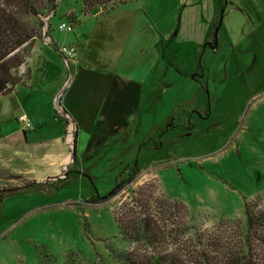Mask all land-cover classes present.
Masks as SVG:
<instances>
[{
	"label": "rangeland",
	"instance_id": "1",
	"mask_svg": "<svg viewBox=\"0 0 264 264\" xmlns=\"http://www.w3.org/2000/svg\"><path fill=\"white\" fill-rule=\"evenodd\" d=\"M75 1L59 0L57 7L61 2L75 9ZM213 7V0L124 3L122 9H139L148 33L156 30L163 40L162 64L144 87L131 135H111L109 143L91 152L80 151V139L76 164L39 181L32 179L38 174L25 172L31 152L41 151L31 143L45 140L57 147L64 117L49 113L50 105L57 110L51 98L55 87L46 83L52 79L33 85L31 77L25 79L31 76V43L24 48V63L12 71L23 82L0 98V190L20 189L32 180L43 190L0 202V264H125L117 258L122 254L146 264L159 251L174 264H264L263 229L246 237L244 216L248 200L257 199L264 212V0H227L217 53L204 49V26ZM50 15L42 18L40 37ZM199 60L205 76L195 79ZM14 102L29 128L10 115L17 114ZM205 108L208 114L192 135L179 141L183 130L168 131L163 146L143 145L164 132L171 117L183 120L189 116L183 112ZM20 126L28 131L25 136ZM65 140L70 153V127ZM16 147L19 156L11 152ZM134 159L140 170L110 197ZM113 216L150 220L161 233L160 250L122 237Z\"/></svg>",
	"mask_w": 264,
	"mask_h": 264
},
{
	"label": "crops",
	"instance_id": "2",
	"mask_svg": "<svg viewBox=\"0 0 264 264\" xmlns=\"http://www.w3.org/2000/svg\"><path fill=\"white\" fill-rule=\"evenodd\" d=\"M75 4L73 9L71 4L60 2L46 23V34L31 41V83L52 79L46 83L55 87L51 98L56 112L62 115V111L66 115L64 138L57 147L56 143L45 140L31 143V148L41 151L37 156L31 152V165L25 172L31 177L33 173L38 174L39 178H32L36 181L55 174L57 169L70 162L65 140L69 127L73 130L75 154V146L80 139V151L85 147L83 151L91 152L109 143L111 135L129 134L128 130L141 111L144 87L162 64L161 33L154 28V34L148 33V23H145L139 9H122L123 5L112 10L100 7L99 14L92 16L81 13L79 0ZM214 16L215 4L206 17L203 32L206 40L211 35ZM62 23L72 25V30L59 31L57 27ZM56 34H59L58 38ZM61 46L74 48L76 60L65 61L58 52ZM218 49L213 52L217 53ZM12 93L13 89L0 98H8ZM14 103L17 114L10 115H18V118L26 115L20 110L21 106ZM51 109L50 105L49 113L54 115L55 111ZM18 118H14L17 123ZM11 120L12 116L8 118ZM21 131L23 136L28 132L22 128ZM104 134L108 136L105 138ZM11 152L21 155L17 147ZM74 158L76 162L75 155ZM33 180L31 182H35Z\"/></svg>",
	"mask_w": 264,
	"mask_h": 264
},
{
	"label": "trees",
	"instance_id": "3",
	"mask_svg": "<svg viewBox=\"0 0 264 264\" xmlns=\"http://www.w3.org/2000/svg\"><path fill=\"white\" fill-rule=\"evenodd\" d=\"M127 1L131 0H81V13L88 14L89 9L94 6H99L103 9L112 10L118 6L123 5ZM215 4V16L213 20V30L211 36L214 34V28L216 27L219 18L221 16V10L224 13L226 7L219 2V0H213ZM59 0H2L0 3V96L9 94L17 85H21L23 80L19 77H14L12 71L18 68L24 63L23 50L31 43L32 40L39 38L40 30L42 27V18L54 13L57 8ZM223 13V15H224ZM29 74L27 73L25 79L29 80ZM54 115L57 117L59 114L55 111ZM181 139H179L180 141ZM73 143H75L73 141ZM75 151L73 152V156ZM75 162V158H74ZM120 178L125 177L126 173L122 172ZM136 175V171L126 179L125 182L115 190L109 193L110 197H113L117 190L130 183ZM43 186L34 185L31 183H23V187L20 189H5L0 190V202L8 196L22 194L27 191L39 192ZM114 214V212H113ZM244 216L246 224L245 236L250 237L256 234V231L262 228L264 233V212L258 209V200H248L244 202ZM114 223L118 232L122 237H129L138 241H144L153 250H160L159 238L161 233L157 226H155L150 220L133 219L129 216L115 219ZM139 222V223H138ZM131 234H133L131 236ZM261 241H263L261 239ZM264 245V243H263ZM158 252L154 257L149 258L146 264H174L170 262L166 254ZM132 256V255H131ZM130 255L122 254L117 255L125 264H143L136 259H133Z\"/></svg>",
	"mask_w": 264,
	"mask_h": 264
},
{
	"label": "flooded vegetation",
	"instance_id": "4",
	"mask_svg": "<svg viewBox=\"0 0 264 264\" xmlns=\"http://www.w3.org/2000/svg\"><path fill=\"white\" fill-rule=\"evenodd\" d=\"M219 2L223 5V7L227 6V0H219ZM217 34H219V33H217ZM220 45H221V41L219 42V39H217V44L215 43V38H214V34H213V36L209 37L205 41L204 49L205 50L209 49L210 51H217V49L219 48ZM204 76H205V66L199 60V62L197 63L196 69H195V76H193V77L196 79L197 77L203 78ZM201 87L203 90L206 89V85L201 84ZM206 110H207V108H205V110L203 112H199V111H190L189 113L183 112L182 115H189L186 118H184L183 120L178 119L176 117H174V118L171 117L170 119H168V121L166 123L167 127L164 130V132H161L158 135L156 134L155 139H153L152 137H150V139L148 138L146 143H144L143 145H146V146L150 145L151 148L152 147L157 148V147L163 146L165 143L163 136L168 131H170V132L177 131L178 132L180 130H183V133L180 134L178 137L179 139H183L187 135H189V136L192 135V133H190V131L194 130V128H196L197 124L199 125L201 120L205 118V115L208 114V112H206ZM194 115L196 116V118L193 117ZM197 118L200 120L199 122H198ZM175 137H177V136H175ZM141 148H142V145H140V149ZM138 158L139 157L136 156V159H138ZM136 159H134V160L136 161ZM134 160H132V162L129 163L128 165H126L125 168L122 170V172H125L126 175H125V177H122L121 179H119L117 185L112 190H115L118 187H120L126 181L125 178L127 179L131 175L132 172L136 171V173H138V170H140L138 168V162L136 161V164L134 165ZM73 163L76 164V162H74V161H73ZM112 190H111V192H112ZM116 194H117V192H116Z\"/></svg>",
	"mask_w": 264,
	"mask_h": 264
},
{
	"label": "built area",
	"instance_id": "5",
	"mask_svg": "<svg viewBox=\"0 0 264 264\" xmlns=\"http://www.w3.org/2000/svg\"><path fill=\"white\" fill-rule=\"evenodd\" d=\"M59 31H65V32H70L72 30V25H66V24H60L58 27ZM58 52L63 56L65 61L68 60H76L77 58V52L74 48L72 47H67V46H61L58 48ZM19 123H23V126L25 128L30 127L29 121L26 119L25 116H20L18 118Z\"/></svg>",
	"mask_w": 264,
	"mask_h": 264
},
{
	"label": "water",
	"instance_id": "6",
	"mask_svg": "<svg viewBox=\"0 0 264 264\" xmlns=\"http://www.w3.org/2000/svg\"><path fill=\"white\" fill-rule=\"evenodd\" d=\"M223 11H224V10L222 9L221 12H220V13H221V16H220V18H219V21H218L216 27L214 28V38H215V43H216V44H217V33H218L219 28H220V26H221L222 17H223ZM99 12H100V7H99V6H94V7H92L91 9H89V14L92 15V16H95V15L99 14ZM52 16H53V13H52L47 19H45V21L48 22V20H49ZM45 25H46V23H45ZM46 26H47V25H46ZM59 106H60V104H59V102H57V107L59 108ZM61 113H62V116H63V117L66 116L65 113H63L62 111H61ZM70 123L72 124V126H74V123H73L72 121H71ZM73 152H74V144L72 145V148H71V152H70V162H69V163H71V162L73 161V158H74V156H73ZM69 163H67L63 169H66V167L68 166ZM51 178H52V177H48L47 180H50ZM57 178H58V177H57Z\"/></svg>",
	"mask_w": 264,
	"mask_h": 264
}]
</instances>
